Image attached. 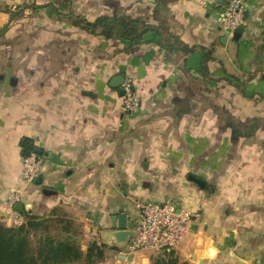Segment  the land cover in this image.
I'll use <instances>...</instances> for the list:
<instances>
[{
  "label": "crops",
  "instance_id": "1",
  "mask_svg": "<svg viewBox=\"0 0 264 264\" xmlns=\"http://www.w3.org/2000/svg\"><path fill=\"white\" fill-rule=\"evenodd\" d=\"M227 1L0 0V222L28 138L43 165L19 205L64 208L83 253L121 208L134 220L169 200L194 216L182 261L264 264V0H245L237 38L214 21ZM122 14L151 28L140 43L72 23ZM115 77L132 81L135 113ZM106 248L99 264H149Z\"/></svg>",
  "mask_w": 264,
  "mask_h": 264
},
{
  "label": "trees",
  "instance_id": "2",
  "mask_svg": "<svg viewBox=\"0 0 264 264\" xmlns=\"http://www.w3.org/2000/svg\"><path fill=\"white\" fill-rule=\"evenodd\" d=\"M73 25L105 39L121 38L130 45L140 43L144 35L151 30L140 20L127 15L100 16L89 22L74 18ZM22 157L35 152L28 138L19 141ZM19 226L7 227L0 222V264H99L105 258L106 246L92 241L85 252L80 249L76 239L80 232L73 231L74 221L62 211L54 208L48 214L39 216L32 213L24 215ZM51 230H55L52 233ZM150 264H189L180 261L174 251L157 254Z\"/></svg>",
  "mask_w": 264,
  "mask_h": 264
},
{
  "label": "built area",
  "instance_id": "3",
  "mask_svg": "<svg viewBox=\"0 0 264 264\" xmlns=\"http://www.w3.org/2000/svg\"><path fill=\"white\" fill-rule=\"evenodd\" d=\"M217 0H201L203 5H214ZM245 0H228L214 17L219 28L229 35L240 28L245 19ZM122 110L126 114L135 113L140 107L133 83L125 79L121 85ZM20 186L8 192L2 209L10 226H19L23 218L16 206L21 204L26 187L34 185L42 171V158L35 152L21 159ZM135 236L130 238L125 253H164L176 250L190 232L194 216L169 200L145 201L138 205V213L133 220Z\"/></svg>",
  "mask_w": 264,
  "mask_h": 264
},
{
  "label": "water",
  "instance_id": "4",
  "mask_svg": "<svg viewBox=\"0 0 264 264\" xmlns=\"http://www.w3.org/2000/svg\"><path fill=\"white\" fill-rule=\"evenodd\" d=\"M219 1V0H217ZM242 31V28H238L237 31L234 33V38H237L239 33ZM124 81L123 77H115L113 78V85L115 87H120ZM120 95H123V90H120ZM40 177L38 176L35 183L40 182ZM189 179L193 182H195L198 185H203V183L193 177L190 176ZM16 210L20 211L25 215L23 211V207L21 205L16 206ZM112 221L116 224L117 230L114 231H103L100 234V241L101 244L104 246H108L116 251L119 252L118 258L121 261H127L128 263H131L134 257L133 253L126 254L125 248L130 241V238L132 236H135L134 228V222L133 220H129L127 214L124 212V210L121 208L119 210V214L112 217ZM213 254V251H212ZM240 264H246L245 262L240 261Z\"/></svg>",
  "mask_w": 264,
  "mask_h": 264
},
{
  "label": "rangeland",
  "instance_id": "5",
  "mask_svg": "<svg viewBox=\"0 0 264 264\" xmlns=\"http://www.w3.org/2000/svg\"><path fill=\"white\" fill-rule=\"evenodd\" d=\"M12 53H17L16 51L15 52H12ZM149 201H151V202H158V201H156V200H149ZM58 208V207H57ZM59 208H61L62 209V211H64L67 215H68V217H70L72 220L73 219H75L74 217H73V215H71V214H69L67 211H65V209L64 208H62V207H59ZM50 212V211H49ZM48 212V213H49ZM48 213H45V214H48ZM79 225L77 224V223H75L74 222V228H73V231H76V232H80V230H79V227H78ZM51 232L52 233H55V230H51ZM76 241H77V243L79 244V245H81L82 244V238L79 236V234H78V238L76 239ZM106 252H107V250H106ZM105 252V253H106ZM174 252H175V254L178 256V258H179V260L180 261H182V259L180 258V256H179V251H177V250H174ZM157 254L156 253H149V264H150V261H151V259L153 258V257H155ZM120 260V259H119ZM104 261V260H103ZM102 261V262H103ZM101 262V263H102ZM105 263V262H104Z\"/></svg>",
  "mask_w": 264,
  "mask_h": 264
}]
</instances>
